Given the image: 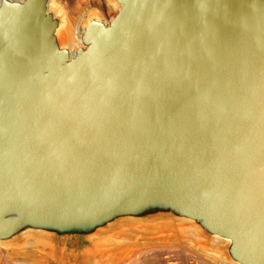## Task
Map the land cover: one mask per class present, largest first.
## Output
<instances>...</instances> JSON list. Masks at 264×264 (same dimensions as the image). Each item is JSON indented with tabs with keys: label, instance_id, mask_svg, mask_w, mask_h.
Segmentation results:
<instances>
[{
	"label": "water",
	"instance_id": "95a60500",
	"mask_svg": "<svg viewBox=\"0 0 264 264\" xmlns=\"http://www.w3.org/2000/svg\"><path fill=\"white\" fill-rule=\"evenodd\" d=\"M50 2L0 0V246L264 264V0H111L76 46Z\"/></svg>",
	"mask_w": 264,
	"mask_h": 264
},
{
	"label": "rangeland",
	"instance_id": "374dc122",
	"mask_svg": "<svg viewBox=\"0 0 264 264\" xmlns=\"http://www.w3.org/2000/svg\"><path fill=\"white\" fill-rule=\"evenodd\" d=\"M51 7L62 19L61 34L72 31L79 20L95 15L108 21L116 12L111 0H51ZM131 242H117L101 255L83 264H222L189 236L151 233L136 236ZM119 245V246H118ZM107 250V251H106ZM0 264H77L66 257H51L40 247L6 249L0 246Z\"/></svg>",
	"mask_w": 264,
	"mask_h": 264
},
{
	"label": "bare ground",
	"instance_id": "6f19581e",
	"mask_svg": "<svg viewBox=\"0 0 264 264\" xmlns=\"http://www.w3.org/2000/svg\"><path fill=\"white\" fill-rule=\"evenodd\" d=\"M82 30L83 26L81 24V20H79L73 30L69 31L67 35L65 34V41L68 42L69 45L76 46L80 42L79 38Z\"/></svg>",
	"mask_w": 264,
	"mask_h": 264
}]
</instances>
